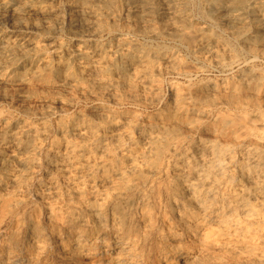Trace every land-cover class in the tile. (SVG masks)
Masks as SVG:
<instances>
[{"label":"clouds","instance_id":"9594fccd","mask_svg":"<svg viewBox=\"0 0 264 264\" xmlns=\"http://www.w3.org/2000/svg\"><path fill=\"white\" fill-rule=\"evenodd\" d=\"M0 264H264V0H0Z\"/></svg>","mask_w":264,"mask_h":264}]
</instances>
